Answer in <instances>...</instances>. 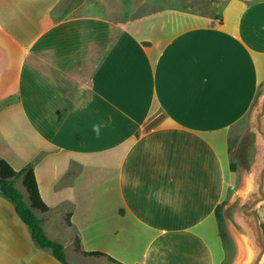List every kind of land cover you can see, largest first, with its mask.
<instances>
[{"label": "crops", "instance_id": "crops-1", "mask_svg": "<svg viewBox=\"0 0 264 264\" xmlns=\"http://www.w3.org/2000/svg\"><path fill=\"white\" fill-rule=\"evenodd\" d=\"M61 1L0 0V158L32 167L68 262L214 264L229 136L264 82V0L191 25L149 16L147 36L106 1ZM0 264H61L2 195Z\"/></svg>", "mask_w": 264, "mask_h": 264}, {"label": "rangeland", "instance_id": "rangeland-1", "mask_svg": "<svg viewBox=\"0 0 264 264\" xmlns=\"http://www.w3.org/2000/svg\"><path fill=\"white\" fill-rule=\"evenodd\" d=\"M106 1L111 9V14L114 18L128 22L132 25V22L137 19H144L139 22V27L135 28L136 32L140 33L141 36H147L150 32H159L160 30H149L147 26L148 17H156L157 22H177V26L184 24L185 22L189 25L203 22L208 18H221V15L227 11V7L234 2L239 0H102ZM101 0H63L59 5L61 10H67L68 7H75V10H82L83 6L89 5L92 11L100 13L103 11V7L100 5ZM105 4V3H103ZM123 9V11L121 10ZM166 10L164 14H160ZM169 10V11H168ZM110 14V15H111ZM146 25V26H143ZM163 27V26H162ZM177 27L176 30H179ZM264 85L261 83L259 89ZM246 121L242 126L234 129V134L229 136V145L226 153V159L228 164L234 161L237 165L235 158V149L237 143L243 131L246 129ZM242 132V133H241ZM231 176L228 177V182L223 192L221 202L223 203L222 208V220L218 222L220 242L216 248L215 262L214 264H233L234 259L237 256V244L232 237L227 221L223 215L224 206L229 201L231 195L241 185L242 172L240 167L237 165L235 171H231ZM15 187L22 193L23 200L29 203L27 193L22 186L21 178L15 180ZM261 221L264 224V202L258 208ZM223 235V236H222ZM66 254V253H65ZM67 257L70 262L75 263L76 261L71 258V251L67 250ZM76 264V263H75ZM99 264V263H97ZM110 264V263H109ZM114 264V263H113ZM264 264V260L263 263Z\"/></svg>", "mask_w": 264, "mask_h": 264}, {"label": "water", "instance_id": "water-1", "mask_svg": "<svg viewBox=\"0 0 264 264\" xmlns=\"http://www.w3.org/2000/svg\"><path fill=\"white\" fill-rule=\"evenodd\" d=\"M162 117L159 113L144 129H151ZM246 125L235 149L241 185L224 206L223 215L237 244L233 264H262L264 227L257 209L264 202V85L252 101Z\"/></svg>", "mask_w": 264, "mask_h": 264}, {"label": "trees", "instance_id": "trees-1", "mask_svg": "<svg viewBox=\"0 0 264 264\" xmlns=\"http://www.w3.org/2000/svg\"><path fill=\"white\" fill-rule=\"evenodd\" d=\"M229 169L231 171L237 169L234 161L229 163ZM17 178H21V183L27 193L29 203L23 200L22 193L15 187V180ZM0 195L11 201L17 216L27 226L31 239L38 247L48 249L61 264H74L66 260L63 245L47 237L40 218L35 214L34 210L45 212L48 207L40 196L35 174L30 165L16 170L8 161L0 158ZM223 203L220 202L215 209L217 221L222 220ZM75 248L77 250L80 248L78 239L75 241ZM84 254L94 257L107 256L101 252H84Z\"/></svg>", "mask_w": 264, "mask_h": 264}]
</instances>
